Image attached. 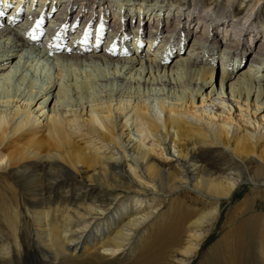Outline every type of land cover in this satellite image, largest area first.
<instances>
[{
  "label": "bare ground",
  "instance_id": "bare-ground-1",
  "mask_svg": "<svg viewBox=\"0 0 264 264\" xmlns=\"http://www.w3.org/2000/svg\"><path fill=\"white\" fill-rule=\"evenodd\" d=\"M30 1L14 0L15 8L24 12ZM56 1L41 0L37 10L32 2L25 15L11 7L14 18L0 23V86L15 76L25 84L28 61L39 55L51 54L58 73L0 101V258L12 264L24 256V232L45 264L130 256L155 205L185 190L210 206L177 226H187L177 262L188 264L233 195L264 185V0ZM145 34L157 53L139 52ZM131 35L140 38L132 47ZM66 71L84 79L70 81ZM206 148L227 155L221 174L202 164ZM14 172L27 187L41 185L34 204ZM83 174L103 189L101 199L78 202L88 187L68 190Z\"/></svg>",
  "mask_w": 264,
  "mask_h": 264
},
{
  "label": "rangeland",
  "instance_id": "rangeland-1",
  "mask_svg": "<svg viewBox=\"0 0 264 264\" xmlns=\"http://www.w3.org/2000/svg\"><path fill=\"white\" fill-rule=\"evenodd\" d=\"M30 2L31 3L33 2L34 5L36 3V10H37L39 8L41 0H31ZM52 2L56 3L57 5L59 4V1L56 0H50L49 4L51 5ZM115 2L116 0H114L112 4H115ZM158 2L159 1L157 0H151L149 2L145 1L144 5L148 7L147 4H149L152 7H154V5H156V3ZM31 3L29 5L28 4L24 5V7L22 8L24 12L21 11L22 14L24 13L25 15V11H27L28 7L32 6ZM234 3L235 1L230 4L229 8H231V6H233L232 4ZM13 4H14V0L12 1V5ZM13 6H12V11L10 10L11 14L14 12L15 10L14 8L16 7V4H14ZM53 6L55 5H52V7ZM137 6L140 7L138 2L136 3L135 7ZM115 10L116 12L120 10V7L117 8V4ZM50 11L53 10L50 9ZM50 11L49 13H51ZM230 13L231 12L229 11V14ZM256 17L257 16H254L253 19ZM24 18H20V19H24ZM256 19H255L256 23L258 21L257 24H259L260 23L259 18ZM20 21L22 20H19L18 22ZM46 23H47L46 26H49L50 22L48 21ZM149 23L150 20L148 21V24ZM194 23L192 22V24ZM133 28L135 29V24L133 26V22H132L131 29L133 30ZM88 34L90 33L88 32ZM147 36L148 35L146 34L145 37L143 35L142 41H140L141 48H139L141 50L139 49L138 50L139 52L141 51L143 52L144 50L146 54H151L152 52L149 49L154 47L155 44L153 45L152 43L151 44L152 46L149 45ZM128 42H129L128 46L132 44L131 45L132 47L135 42L133 35L130 36ZM183 44L186 45V40L184 41ZM28 46L30 48L32 47V45H28ZM157 48H159V45L153 48L154 54L157 53ZM39 50L44 51L42 47L38 46V49L36 51ZM218 52L219 53H217L218 54L217 60L220 61V58L222 57L221 53L223 52H221V50H219ZM42 56L39 55L37 56L39 58L34 60L29 59L28 65H31V67L33 68L27 70L29 79L27 78L28 81L25 82V84H22L20 79L16 76L11 78L9 80V83L3 82L1 84L0 101L3 102L5 100L7 101L8 98L11 99V97L9 96L19 92L20 90H24L26 86H29L28 84H30V82L32 83L40 82L42 84V82L43 83L47 82V80L51 78L50 76L52 77L54 75L57 76L58 73L55 69L57 66L53 62L55 60L53 56L51 57V54H48L47 56H43V57H48L47 58L48 60L43 58ZM175 57L177 56H173V58ZM18 58L20 59L19 56ZM247 58L248 59H245L246 62L244 63V65H241L238 71L246 67L248 68L251 61L250 60L251 57H249L248 55ZM218 66H216V68H218ZM92 68L93 67H90L89 69ZM236 75L237 73L234 76ZM65 76L68 77L70 81L72 80L81 81V79H84L83 74L79 72L74 74L72 71H66ZM221 82H222L221 69L218 68V73L216 72V82H215L216 87L221 88V84H222ZM263 82H264V75L262 78V83ZM76 97L77 96L74 95L72 96V98H76ZM201 101L202 98L199 97L197 102H199L200 104ZM157 103L156 102L153 103V106L157 107V109H160L159 107L160 105H158L159 103L158 104ZM199 104L197 105L200 106ZM239 110L236 111L234 110L232 113H234L235 116L237 115L238 117H241ZM213 151L214 150L210 148L205 149V152L202 155V159H203L202 164L206 165L205 168L208 171L215 173V175H219L223 172L225 168L229 166L230 163L225 153L222 152L214 153ZM33 169L35 170L34 173H38L41 171L40 167L38 166H35ZM47 173L48 172L46 171L45 174ZM13 176H15L18 179L17 182L20 184L21 190L24 192V195H29L30 198L32 194L39 195L41 185L34 184L30 188L27 187L26 183H24L25 181L26 182L28 181L25 180L23 177H21L15 172L14 175L12 174V177ZM164 182H165L164 188H166L168 185V181L166 182V180H164ZM76 183L77 185H71V187L69 186L68 190L71 191L74 190L73 192H76L75 190L78 189V186L88 187L87 190H84L81 193L80 195L81 197H79L78 202L82 200L96 201V199H101L103 197L104 194L103 189L99 188V185L97 183H92L90 180H88L86 175L83 174L79 176L76 179ZM250 185L254 188H250ZM117 189L118 188H116V190ZM117 191L127 192V190H120V189H118ZM166 191L169 192V190ZM168 195L171 198L163 199L162 200L163 204L161 206H159L158 204L155 205L156 209H158V211L156 212V218L151 223H149L142 232L137 233L132 239L131 246L129 247L130 248L129 250L131 251L130 256L128 255L125 257L121 256L118 258L115 257L111 258V257L103 256L100 252V253H96L92 258L83 257L80 260H75L72 262L75 264H178L177 260L181 258V256L176 251V249L184 245L187 241V234H186L187 226L184 228V232L181 229H177V228L179 226H183L184 223L183 221L185 220L184 218L186 219L191 218L195 214L194 211H196L197 213L204 209H208L210 206L207 202H205L204 199H202V197H199L198 195L187 192L185 190L177 194L170 193ZM172 198L174 199L171 200ZM247 199L250 200L249 203L250 211H246V208L244 206V202ZM31 204H34V202L32 201ZM259 219H261L262 222H260ZM23 236H24L26 253L24 254L23 257H19L18 255H16L14 258V262L12 264H45L44 263L46 261L44 257L45 253H43L42 247L37 242H34L36 240L30 239L28 237V233L24 232ZM262 246L263 248H261ZM263 249H264V185H259L258 187L250 183V184H246L241 191L233 195V199L230 204L227 205L225 204L220 209L219 216L207 227V236L204 239V244L202 248L199 249L198 252L193 256L191 262L188 261V264H264ZM147 254L148 257L146 256ZM143 255H145L144 260H142ZM0 264H6V263H4L3 260L0 258Z\"/></svg>",
  "mask_w": 264,
  "mask_h": 264
},
{
  "label": "snow or ice",
  "instance_id": "snow-or-ice-1",
  "mask_svg": "<svg viewBox=\"0 0 264 264\" xmlns=\"http://www.w3.org/2000/svg\"><path fill=\"white\" fill-rule=\"evenodd\" d=\"M37 27H39V24H37ZM33 38H35V37H33Z\"/></svg>",
  "mask_w": 264,
  "mask_h": 264
}]
</instances>
